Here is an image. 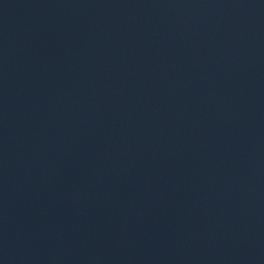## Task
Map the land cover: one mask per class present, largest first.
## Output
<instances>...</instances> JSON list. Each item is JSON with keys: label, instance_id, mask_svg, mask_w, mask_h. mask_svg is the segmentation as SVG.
<instances>
[{"label": "water", "instance_id": "1", "mask_svg": "<svg viewBox=\"0 0 264 264\" xmlns=\"http://www.w3.org/2000/svg\"><path fill=\"white\" fill-rule=\"evenodd\" d=\"M0 264H264V0H0Z\"/></svg>", "mask_w": 264, "mask_h": 264}]
</instances>
